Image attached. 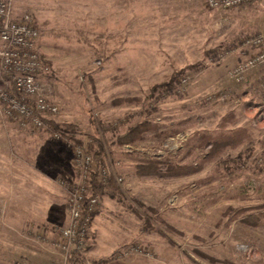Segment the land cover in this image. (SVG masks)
Masks as SVG:
<instances>
[{
    "label": "rangeland",
    "instance_id": "obj_1",
    "mask_svg": "<svg viewBox=\"0 0 264 264\" xmlns=\"http://www.w3.org/2000/svg\"><path fill=\"white\" fill-rule=\"evenodd\" d=\"M163 1L13 0L16 16L30 13L39 27L38 51L50 69L44 93L59 112L45 116L55 131L0 115V264H44L57 253L62 263L55 245L79 179L74 151L88 153L89 144L102 146L112 175L94 181L101 192L89 247L73 264H264V64L241 83L230 77L264 51L243 45L264 37V1L155 23L146 6ZM177 73L175 91L152 105V88ZM224 119L226 131H249L251 148H229L186 177L136 174L145 159L197 163L209 150L199 139L220 133ZM140 123L153 127L119 144Z\"/></svg>",
    "mask_w": 264,
    "mask_h": 264
},
{
    "label": "built area",
    "instance_id": "obj_2",
    "mask_svg": "<svg viewBox=\"0 0 264 264\" xmlns=\"http://www.w3.org/2000/svg\"><path fill=\"white\" fill-rule=\"evenodd\" d=\"M263 1L206 0L205 3L210 10H230ZM40 36L39 27L30 13L16 16L13 0H0V115L23 129H44L45 116L59 112L58 106L49 101L44 93L43 78L50 69L38 51ZM243 45L260 48L264 45V37L262 34L249 37ZM262 64L264 51L233 67L230 77L241 83L250 71ZM4 73H12V80H5L2 76ZM188 82L187 77L180 82L181 91L186 89ZM54 137L67 140L60 133L54 134ZM74 166L79 179L69 189V223L60 231V240L55 245L61 250V264H73L70 262L72 257L76 262L83 260L89 247L93 218L100 203L93 181L106 183L112 175L110 166L100 165L81 146L74 151ZM117 180L122 181L121 178Z\"/></svg>",
    "mask_w": 264,
    "mask_h": 264
},
{
    "label": "trees",
    "instance_id": "obj_3",
    "mask_svg": "<svg viewBox=\"0 0 264 264\" xmlns=\"http://www.w3.org/2000/svg\"><path fill=\"white\" fill-rule=\"evenodd\" d=\"M2 76L5 80H12V73H4ZM178 76L179 74L177 73L172 76L170 81L153 87L149 96H147V100H151L153 105L157 102V100H159V98H161V92L164 97L171 95L176 89V79ZM157 93H159V95L156 97ZM44 121L47 125L49 124L52 127V130H56L54 125L47 122V120ZM150 127L153 126L149 123H140L135 125L131 129H129L127 133L118 138L119 144L126 145L135 142L136 140H140L142 138V134L145 133V131L149 130ZM221 127L222 131L220 133L214 135L204 133L199 139L198 148L204 149L206 146H208L209 150L202 155L197 163L189 166H178L173 163L161 161L158 159H145L140 165L136 167V174L140 177H186L203 171L209 163L220 157L229 148L235 149L246 142L251 148L252 138L250 137V133L248 130L237 128L233 130L229 129L226 131L227 125L225 119L223 120ZM87 150L89 151L88 153H90L94 157V159L99 162L100 165H104L105 154L104 149L100 144L98 145V148H94V144H89ZM163 164L166 165L165 172L162 171ZM93 188L95 192H101V188H95L94 181ZM244 222L253 226L258 224V221L254 217H248ZM75 260L76 259L72 257L70 262H74ZM102 262L103 261H99L97 262V264H101Z\"/></svg>",
    "mask_w": 264,
    "mask_h": 264
},
{
    "label": "crops",
    "instance_id": "obj_4",
    "mask_svg": "<svg viewBox=\"0 0 264 264\" xmlns=\"http://www.w3.org/2000/svg\"><path fill=\"white\" fill-rule=\"evenodd\" d=\"M205 1L206 0H167V1H163L161 5L148 4L146 6L147 11L145 13H147L149 17H151L149 19L153 20L155 23L160 21L166 24H173V23L185 21L187 16L193 17L195 15H199V13H201L203 10L208 11L209 9L206 7ZM140 13H142V11ZM10 123L13 124L14 122H10ZM30 133L28 135H32ZM46 153L47 151H45L44 154L41 155L40 157L41 162L43 159L47 158ZM1 160L3 163V160H6V156H4V158H2ZM6 166L8 167L9 164ZM60 260H61L60 256L57 253L56 256H50L49 259L47 260L44 259L43 261L46 262L44 264H58Z\"/></svg>",
    "mask_w": 264,
    "mask_h": 264
}]
</instances>
